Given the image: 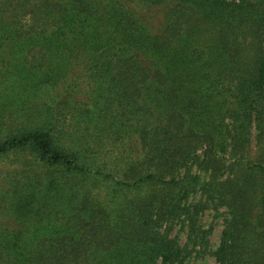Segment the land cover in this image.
<instances>
[{
  "label": "trees",
  "instance_id": "obj_1",
  "mask_svg": "<svg viewBox=\"0 0 264 264\" xmlns=\"http://www.w3.org/2000/svg\"><path fill=\"white\" fill-rule=\"evenodd\" d=\"M138 1L171 3L166 34L150 31ZM40 14L29 31L12 21L0 36L17 52L43 50L37 66L19 68L26 95L54 87V104L18 123L0 119L9 129L0 157H30L5 177L0 254L90 264L104 246L95 264H180L188 248L163 225L201 183L191 165L202 152V167L217 172L229 159L234 173L215 188L202 183L230 208L215 259L264 264V147L250 157L254 132L264 143V0H54ZM107 139L134 140L146 174L120 180L103 155Z\"/></svg>",
  "mask_w": 264,
  "mask_h": 264
},
{
  "label": "rangeland",
  "instance_id": "obj_2",
  "mask_svg": "<svg viewBox=\"0 0 264 264\" xmlns=\"http://www.w3.org/2000/svg\"><path fill=\"white\" fill-rule=\"evenodd\" d=\"M53 1L0 0V36L5 34L2 29L3 24L12 21H16L19 26H22V31H29L32 26L37 25L40 13L44 11V8ZM171 6L168 1L157 4H144L138 1L135 8L139 11L138 13L152 33L163 35L166 34L165 24ZM24 36H28V34H24ZM42 56H44L43 50L34 43L29 44L24 52H17L15 41L11 40L2 44L0 40V119H5L7 123H11L12 120L18 123V121L25 119L24 114L30 113L33 109L41 108L44 103H53L54 87L52 85H47L33 92V95H26L25 89L19 85V68L30 70L29 68H32L33 65L37 66L39 64ZM132 122L135 121L132 120ZM8 130L7 127L0 126V138L6 136ZM255 134L254 132L252 149L250 150V157L253 159L259 157V153L262 151L261 147H264V143L257 142L258 139L255 138ZM133 141H130L125 148L111 143L108 139L105 141L104 158L108 163L114 164V174L120 180H133L140 174H146V171H136L139 158L135 157L137 153H135V144L132 146ZM131 146L134 151H130ZM203 158L204 156L200 152L198 161L200 162ZM9 159L5 156L0 157V218L6 217L8 206L6 197L9 192L7 189L10 187L5 179L6 175L22 171L24 166L30 162L28 156L10 155ZM199 162L191 165V173L198 175L201 183L195 189L189 190L183 198L184 209L181 211L182 215L167 220V225H163V229L169 228L170 236L176 238L182 246L188 248V251H185V258L180 264H219L213 252L219 246L223 230L227 224V218L230 216L229 203L220 199L217 194L210 197L202 187V183L206 181L214 182L213 188H215L216 185L220 184L219 182L231 179L234 173L232 167H226L230 162L229 159L225 167L217 172L202 167ZM180 166L183 169L187 168L186 165H183V160ZM174 175L170 172L167 179L171 180ZM146 189V187L143 188L142 192H145ZM98 190L95 194H99L102 198L107 195L106 189L104 191ZM126 192L128 196L134 195L130 188ZM123 197L124 195H121L120 198ZM187 214H189V217ZM191 214L195 215L198 224L193 230L190 225L191 221L188 219L191 218ZM90 251H94L92 253L95 257V261L91 260L90 264H95L97 259H100L109 249H105L104 246H97V248H92ZM0 264L12 263L7 255L0 254ZM17 264L21 263L18 262ZM71 264L85 263L80 259L76 263L71 262Z\"/></svg>",
  "mask_w": 264,
  "mask_h": 264
}]
</instances>
